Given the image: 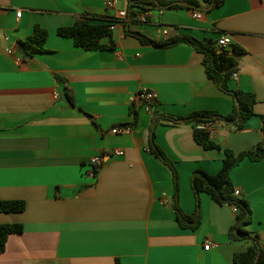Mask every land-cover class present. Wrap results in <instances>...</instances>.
I'll use <instances>...</instances> for the list:
<instances>
[{"label": "crops", "instance_id": "crops-1", "mask_svg": "<svg viewBox=\"0 0 264 264\" xmlns=\"http://www.w3.org/2000/svg\"><path fill=\"white\" fill-rule=\"evenodd\" d=\"M110 1L0 0V201L26 202L24 212L0 213V225L24 227L9 236L0 264H234L250 245L229 238L234 210L205 193L198 203L191 185L195 171L221 169L224 151L197 144L185 119L201 111L228 115L235 100L209 79L192 45L157 47L137 34L156 42L229 35L226 51H244L229 87L254 94L256 104L242 130L220 122L212 140L235 153L255 150L264 139V0H227L216 9L117 0L109 11ZM125 9L149 11V22L117 25L101 41L112 50L87 51L58 34L85 17L100 23ZM36 26L48 32L45 51L28 56L23 43ZM143 89L155 95L150 111L133 102ZM122 126L131 133H112ZM152 139L175 164L177 197ZM117 149L124 155L114 156ZM99 155L93 178L90 160ZM231 178L253 212L247 229L264 247V160L243 161ZM175 202L200 215L196 230L179 226Z\"/></svg>", "mask_w": 264, "mask_h": 264}, {"label": "trees", "instance_id": "trees-1", "mask_svg": "<svg viewBox=\"0 0 264 264\" xmlns=\"http://www.w3.org/2000/svg\"><path fill=\"white\" fill-rule=\"evenodd\" d=\"M227 0H185V3H167L157 2L161 7L167 9H181L184 6L197 8L200 2L207 7L216 9L221 7ZM152 4L156 5L154 1ZM92 18L85 17L81 21L70 27L60 28L58 34L64 38L71 39L75 47L82 48L87 51L112 50L114 45H103L102 39L111 35L110 25L114 22V18L98 22ZM142 42L150 43L157 47H171L180 43L192 45L200 54L203 55V64L206 69L207 76L225 93L231 95L235 104L232 111L228 115H220L215 112L201 111L196 112L185 119L192 125L194 140L197 144L203 146L206 150H223L224 159L221 169L216 174H209L202 170H197L191 177V185L199 203L201 194L209 195L213 201L220 205H228L235 212V222L229 231V238L233 241H249V247L240 253L235 254L234 264H264V247L259 237L247 229L253 220V212L249 201L241 196L235 195V186L231 178V172L238 167L243 161L250 160L259 162L264 160V139L255 150L235 153L234 151L222 148L215 143L206 130L199 129L198 125L208 122L225 123L232 125L235 130H242L247 121L254 115V107L256 104L255 95L244 92L239 89H231L229 80L233 74L238 71L237 55L244 51L235 47L233 52L219 50L216 41L212 39L198 40L190 35L184 34L176 36L170 40L156 42L137 34ZM48 38V32L36 26L34 34L23 43V54L31 56L35 53L45 51V43ZM230 68L229 71H226ZM72 104L74 101L70 98ZM239 106V109H238ZM263 133H264V114ZM166 119V118H165ZM158 123V121L156 122ZM151 151L168 167L170 170L174 186L175 195L178 196L179 174L175 164L171 159L155 144L152 139L150 142ZM176 213V219L179 226L183 229L196 230L201 223L199 214L184 213L177 202L173 205ZM26 210V202L24 201H0V213L24 212ZM24 230L21 224H1L0 225V254L5 251L6 243L9 236L21 234Z\"/></svg>", "mask_w": 264, "mask_h": 264}, {"label": "built area", "instance_id": "built-area-1", "mask_svg": "<svg viewBox=\"0 0 264 264\" xmlns=\"http://www.w3.org/2000/svg\"><path fill=\"white\" fill-rule=\"evenodd\" d=\"M143 1H147V0H143ZM116 3L117 0H111L108 5L107 8L108 10H115L116 7ZM22 12H18L17 13V17H21ZM202 17V14L197 12L194 14V18L195 19H200ZM114 18V22L110 25V30H115L117 25H128V26H135L138 24H146L149 22V11L147 10H142L141 12L135 13L133 11H129L127 9L125 10H121L116 12V16L113 17ZM164 34H167V30L164 31ZM217 48L219 50H226L228 47H230L232 45V40L230 38L229 35L227 34H223L222 36L219 37V39L216 42ZM16 46L14 47H10L8 49H6V53L7 54H11L13 55L16 51ZM233 79L237 80L238 78V73H234L233 74ZM155 100V95L153 92L143 89L140 92H138L134 97H133V102H137V103H145L146 105V110L150 111L151 110V106L149 105V103L151 104V102H153ZM217 124L213 123V122H208V123H203L198 125L199 129H203L206 130L209 135L212 136L215 134L216 130H217ZM132 131V127L131 126H122V127H117L114 128L112 130L113 134L119 135V134H130ZM112 154L114 156L117 157H121L124 155V151L117 149L114 150L112 152ZM90 164L93 165L95 167L94 170H92V172L90 173V176L95 178L96 174H97V169L103 164L102 163V156H95L93 158H91L90 160ZM235 195L239 196L240 192L238 190H235ZM211 247V244L208 243L207 245H205V250H209Z\"/></svg>", "mask_w": 264, "mask_h": 264}, {"label": "water", "instance_id": "water-1", "mask_svg": "<svg viewBox=\"0 0 264 264\" xmlns=\"http://www.w3.org/2000/svg\"><path fill=\"white\" fill-rule=\"evenodd\" d=\"M230 70V68H228L226 71H229ZM238 109H239V106H238Z\"/></svg>", "mask_w": 264, "mask_h": 264}]
</instances>
